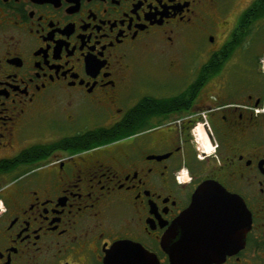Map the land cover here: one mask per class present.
Instances as JSON below:
<instances>
[{
  "label": "flooded vegetation",
  "instance_id": "af4514ba",
  "mask_svg": "<svg viewBox=\"0 0 264 264\" xmlns=\"http://www.w3.org/2000/svg\"><path fill=\"white\" fill-rule=\"evenodd\" d=\"M261 38L264 0H0V264H173L205 181L252 221L201 264H264Z\"/></svg>",
  "mask_w": 264,
  "mask_h": 264
},
{
  "label": "water",
  "instance_id": "95a60500",
  "mask_svg": "<svg viewBox=\"0 0 264 264\" xmlns=\"http://www.w3.org/2000/svg\"><path fill=\"white\" fill-rule=\"evenodd\" d=\"M251 221V213L239 195L218 182L205 181L194 194L191 205L171 225L163 246L173 264H201L205 258L224 253V250H203L205 247L228 248L244 243ZM177 230L183 233L181 242L168 245L172 232ZM185 237L195 239L196 243L185 244ZM122 242L113 247L105 264L115 262L114 257L120 253L131 257L122 261L126 264H133L134 260H140L142 264H161L142 245L137 246L132 241ZM187 247L200 250L188 252Z\"/></svg>",
  "mask_w": 264,
  "mask_h": 264
},
{
  "label": "trees",
  "instance_id": "16d2710c",
  "mask_svg": "<svg viewBox=\"0 0 264 264\" xmlns=\"http://www.w3.org/2000/svg\"><path fill=\"white\" fill-rule=\"evenodd\" d=\"M124 134H125L124 132H121L120 134H118V136L120 137V136H123ZM100 143L101 142H93V143H90L89 146H94V145H97V144H100ZM23 159H25V158H22V155H20V157L18 159H16V160L20 162V160H23ZM16 160H13V161L15 162ZM7 162L8 161H6V160L0 161V167L6 166Z\"/></svg>",
  "mask_w": 264,
  "mask_h": 264
},
{
  "label": "bare ground",
  "instance_id": "6f19581e",
  "mask_svg": "<svg viewBox=\"0 0 264 264\" xmlns=\"http://www.w3.org/2000/svg\"><path fill=\"white\" fill-rule=\"evenodd\" d=\"M200 130H201V132H200V134H201V140L205 143V145H206L208 148H211V146H210V142H209V140H208L206 134L203 132L202 129H200Z\"/></svg>",
  "mask_w": 264,
  "mask_h": 264
},
{
  "label": "rangeland",
  "instance_id": "374dc122",
  "mask_svg": "<svg viewBox=\"0 0 264 264\" xmlns=\"http://www.w3.org/2000/svg\"><path fill=\"white\" fill-rule=\"evenodd\" d=\"M262 46H264V39L263 38H261L260 39V41H258L255 45H254V48L255 49H258V48H260V47H262ZM200 126H199V129L198 130H200Z\"/></svg>",
  "mask_w": 264,
  "mask_h": 264
},
{
  "label": "built area",
  "instance_id": "2783aa9c",
  "mask_svg": "<svg viewBox=\"0 0 264 264\" xmlns=\"http://www.w3.org/2000/svg\"><path fill=\"white\" fill-rule=\"evenodd\" d=\"M1 203V202H0Z\"/></svg>",
  "mask_w": 264,
  "mask_h": 264
}]
</instances>
